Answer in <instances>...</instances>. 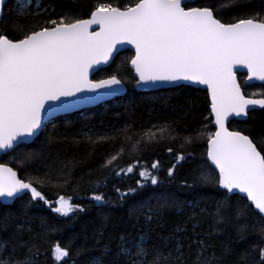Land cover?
Wrapping results in <instances>:
<instances>
[{
    "label": "trees",
    "instance_id": "1",
    "mask_svg": "<svg viewBox=\"0 0 264 264\" xmlns=\"http://www.w3.org/2000/svg\"><path fill=\"white\" fill-rule=\"evenodd\" d=\"M36 2L43 3L45 10L33 20L17 15V0H7L0 20V34L6 32L9 38L19 39L23 35L21 24L25 28L33 23L43 26L46 19H56L66 11L84 19L98 3H110L123 9L138 0ZM224 2L195 0L186 6L216 7ZM34 10L38 11L35 7ZM256 13L264 20V0H240L235 8L221 10L217 18L223 23H234ZM132 56L130 50L120 52L109 66L93 77L99 80L116 75L126 88L122 96L57 116L45 124L33 142L20 144L15 151L0 157V163L13 167L25 181L47 173L52 177L41 188L53 202L51 207L41 202L29 203L27 194L9 205L0 203V216L12 214L22 229L18 243L24 246L17 248L16 258L24 259L32 248L34 252L38 250L33 264H58L52 249L59 243L70 252L62 264H88L92 258L101 256L108 261L116 253L122 236L144 235L147 245L157 246L164 255L171 251L175 240L182 241L187 264H192L194 257L189 253L197 251L199 241L209 245L208 255L220 258L222 264H237L242 253L255 248L257 250L251 251L244 262L255 264L260 260L258 249L264 248V238L260 235L264 220L246 198L228 194L217 183L219 176L206 157L207 134L214 133L207 92L184 85L137 91L136 79L129 67ZM237 77L246 97L264 98V84L247 85L245 74ZM228 128L250 135L257 150L264 155V108L249 111L245 120H231ZM196 132H202L200 138L182 147L183 138ZM28 151L36 153V159L22 167L17 164V157ZM180 153H185L186 159L177 164L174 176L168 177V168L176 164V156ZM113 156L117 159L112 166L102 167ZM156 161L160 162V167L152 170L151 165ZM130 165L134 167L133 173L115 175ZM144 168L157 175L161 183L152 185L150 180H143L139 172ZM202 172L213 179L203 182ZM137 180H141L143 188L137 186ZM129 188H137V192L129 193ZM101 193L106 203L92 199L94 194ZM125 193L128 194L121 199ZM59 196L73 197L71 203L79 204L83 211L75 210L68 216L54 212L52 208L56 207ZM221 201H226L227 206L218 214ZM243 205L249 208L246 217L238 220L236 209ZM149 209L153 211L150 213ZM156 212L159 216H155ZM148 215L155 218L147 222ZM245 224L248 225L247 235L240 239L238 228ZM178 226L182 229L179 233L176 232ZM12 231L11 227L0 230V239L7 240ZM106 246L111 249L108 254H105ZM224 249L231 252L222 256ZM8 251L11 245H6L3 255Z\"/></svg>",
    "mask_w": 264,
    "mask_h": 264
},
{
    "label": "snow or ice",
    "instance_id": "2",
    "mask_svg": "<svg viewBox=\"0 0 264 264\" xmlns=\"http://www.w3.org/2000/svg\"><path fill=\"white\" fill-rule=\"evenodd\" d=\"M239 3L240 0H225L216 7H187L186 0H138L123 9L110 3H98L87 19L66 11L56 19H46L43 26L33 23L25 28L19 25L22 38H9L6 32L0 34V151L5 154L9 149L15 151L20 144L43 131L46 118L71 107L63 101L53 105L46 102L76 97L84 89L116 90L122 83L116 75L92 81L88 73L93 65L108 61L118 42L127 41L135 47L131 64L138 76L137 85L188 81L207 86L216 126L214 134H207V159L218 169L217 183L228 193L238 190L245 194L264 220V155L257 150L250 135L229 131L226 127L231 115L246 117L254 106L264 108V98H248L242 93L234 71L236 66H244L248 80L264 82V20L260 19L259 13L239 18L234 23H223L217 18L221 10L235 8ZM17 7V15L33 20L45 10L43 3L36 0H20ZM92 25H98L99 31L90 32ZM76 99L84 103L94 97L81 95ZM201 135L202 132H196L184 137L181 146L193 144ZM168 151L171 153L172 149ZM36 155L24 152L16 162L26 167ZM116 159L117 156L111 157L102 167L112 166ZM185 159V153L177 154L176 164L168 168V177L174 176L177 164ZM159 167V161L151 165L152 170ZM133 171L134 167L130 165L115 175ZM139 176L145 181L150 180L152 185L161 183L147 168L142 169ZM51 178L47 173L25 181L13 167L0 163V197L16 198L30 193L29 203L43 202L51 207L53 202L41 190ZM201 179L207 183L213 178L202 172ZM136 184L144 187L141 180ZM116 191L119 193L120 189ZM128 192L135 193L137 188H129ZM72 199L59 196L55 201L58 206L52 210L62 216L74 214L75 210L83 211L79 204L71 203ZM92 199L107 202L103 193L94 194ZM164 202H168L166 197ZM226 206V201L219 202L217 213ZM248 208L249 205H243L236 209L238 220L246 217ZM152 211L149 209L150 213ZM155 216H159V212ZM155 216L148 215L146 221L150 222ZM9 227L13 229L9 238L0 239V264H33L38 250L34 252L29 248L24 259H17V248L24 246L18 243L22 229L12 214L0 216V230ZM247 230V224L238 228L240 239L246 238ZM180 231L178 226L176 232ZM260 235L264 238V227L260 229ZM6 245H11V251L5 256ZM209 247L204 241L197 242V251L189 253L194 257L192 264H222L220 258L208 255ZM255 250L242 253L237 264H244L250 252ZM110 251L106 246L105 254ZM258 251L260 260L255 264H264V248ZM230 252V249H224L221 255ZM52 253L58 264L70 255L69 249L59 243ZM88 264H187V260L182 241L175 240L171 251L164 255L157 246H148L141 235L137 238L122 236L111 260L106 261L101 256L92 258Z\"/></svg>",
    "mask_w": 264,
    "mask_h": 264
},
{
    "label": "water",
    "instance_id": "3",
    "mask_svg": "<svg viewBox=\"0 0 264 264\" xmlns=\"http://www.w3.org/2000/svg\"><path fill=\"white\" fill-rule=\"evenodd\" d=\"M194 1L195 0H186V5L187 4H192ZM6 2H7V0H0V20H1V17H2V13H3V7H4ZM87 18H90V15ZM87 18H84V19H87ZM89 31L90 32L99 31V26L98 25H92L89 28ZM124 50H130L133 53L132 58L135 56V47H134V45L128 43L127 41L118 42L117 45L114 48L112 56L109 57L107 62H102L100 64H95V65L92 66V68L89 70L88 78L90 80H92V81H100V80L108 79L109 77L102 78V79H99V80H94L93 77L96 74V72H98L100 69H103V68L109 66L111 64V62L114 60L115 56L117 54H119L120 52L124 51ZM129 67H130V69L132 71V74H133L134 78L137 81L138 76L136 75L135 69H134V67L131 64V60H130V63H129ZM234 71H235L237 82H238L239 85H240V82H239L238 77H237L238 74H245L246 75L245 83L247 85L264 84V82H261V81H258V80H251V81L248 80V72H247V69L244 66H236ZM182 85L205 90L207 92V94H208V90H207V86L206 85L193 84L192 82H188V81H178V82H174V83L163 82V83H157L156 85H153V86L137 85V83L135 82L134 87H135V89L137 91H153V90H159V89L174 88V87H178V86H182ZM240 87H241V85H240ZM125 91H126L125 85L123 83H121V85L116 86V90H114V91H109L107 89H99V90H96V91H91V90H88V89H84L82 91V93H77L76 94V97H79L81 95L94 97V99H92L90 102H84V103L78 102L76 97H60L59 101H48V102H46V104H49V105L57 104V103L63 101V102H66V103L70 104L71 107H69L65 111L56 112L51 117L46 118L45 119V124H47L50 120H52L53 118H56L57 116L66 115V114L77 112V111H80V110H83V109L91 108V107H94V106H96L98 104H101L103 102L109 101V100H111V99H113L115 97L122 96L125 93ZM241 91H242V88H241ZM242 93H243V91H242ZM208 98H209V102H210V105H209L210 115H211V118H212V125L214 127V133H215V131H216L215 117L211 113V98H210L209 94H208ZM248 98H250V97H248ZM253 99H259V98H253ZM260 108L261 107H259V106H254L249 111L254 110V109H260ZM249 111H248V113H249ZM246 118H247V116L246 117L245 116L236 117L235 115H231L229 117V119L226 121V127L228 128V124H229V122L231 120L242 121V120H245ZM228 130L229 131H235V130H230L229 128H228ZM38 135L28 139L25 143H22V144H29V143L33 142L38 137ZM207 147H208V144H207ZM10 151H11V149L6 150L7 153L10 152ZM4 154H5V151H0V157L2 155H4ZM209 164L215 169V171L217 172V174L219 176L218 169L215 168V165H212L210 161H209ZM224 190H226V189H224ZM25 194H27L30 197V193L21 194L19 197H21V196H23ZM228 194H239L240 196L246 198V195L242 194V193H239L238 190L234 191L233 193H228ZM19 197H16V198L0 197V203L3 204V205H9V204L13 203ZM246 200H247V198H246ZM41 203H43V202H41ZM248 203L251 205L250 201H248ZM56 206H58V205H56ZM251 206L254 208L253 205H251ZM254 210L258 213V210H256L255 208H254Z\"/></svg>",
    "mask_w": 264,
    "mask_h": 264
},
{
    "label": "rangeland",
    "instance_id": "4",
    "mask_svg": "<svg viewBox=\"0 0 264 264\" xmlns=\"http://www.w3.org/2000/svg\"><path fill=\"white\" fill-rule=\"evenodd\" d=\"M20 3V0H17V4H19Z\"/></svg>",
    "mask_w": 264,
    "mask_h": 264
}]
</instances>
